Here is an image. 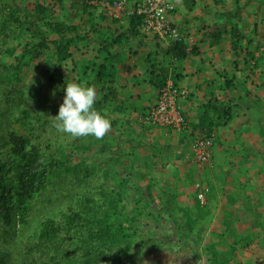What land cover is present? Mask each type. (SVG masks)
Instances as JSON below:
<instances>
[{
	"label": "trees",
	"instance_id": "1",
	"mask_svg": "<svg viewBox=\"0 0 264 264\" xmlns=\"http://www.w3.org/2000/svg\"><path fill=\"white\" fill-rule=\"evenodd\" d=\"M102 1L112 3L115 0H72L69 6L72 15L62 18L55 17L51 12L56 3L63 10L66 9L65 0H53L51 3L36 0L32 11L24 6L23 0H0V264H115L125 257L137 259L149 243L153 247L162 244L155 233L143 236L139 232L142 219L160 222V217L150 208L151 200L144 196L139 187L136 192L131 191L133 185L130 183H134L136 178L135 166L133 163L128 164L126 158L136 151L133 139L130 140L129 150L123 146L121 151V148H116L118 155L114 158V163L108 165L109 170L105 169L103 181L97 185H92L90 177L94 167L87 161H79L60 145L58 152L47 151V145L42 139L48 132L50 123L49 114L45 110L49 96L43 93L46 84L40 83L39 88L28 84L20 86L25 69L30 68L46 51L49 52L46 60L47 77L54 84L63 85V95L66 74L60 70V64L73 59V70L81 73L77 82L93 87L94 83L100 85L101 96L95 107L103 111L114 107L113 112L120 111L122 107L125 109V102L119 105L117 103L124 95L117 81L125 68L123 65L116 66L122 60L121 50L117 49L119 47L131 49L136 45L137 49L133 53L137 54L138 49L146 46L148 39L158 44L162 60L168 61V64L153 62L154 67L149 70L152 74L149 84L158 93L171 78L169 71L173 61L181 62L191 54L200 53L202 44L218 46L226 37L235 56L244 49V62L251 65V61H254L255 68L264 69L262 55L255 54L256 50L264 46V37L261 41H256L240 29L241 5L216 11L219 24L207 27L203 38L195 44L189 41L185 23L181 27L174 22L181 31L182 38L172 40L168 45H161L157 35L142 31L143 17L136 13L113 18L112 21L120 26V31L110 35L101 33L93 39L90 31L97 32L94 11L101 9V18H107L103 14L106 7ZM130 1L135 4L142 2ZM213 1L216 5L226 3V0ZM260 1L264 4V0ZM247 2L251 3L252 0ZM197 3L198 0L184 1L189 11ZM177 10L179 7L176 6L173 13ZM84 14L90 15V18L86 19ZM78 18L80 22H75ZM124 20L126 25L123 24ZM257 26L258 23H254V32ZM90 39L98 43V53L85 63L80 62L75 58V50L81 42H89ZM244 39L249 43L256 41V49L251 50L249 46L243 48L241 42ZM158 54L159 50L149 52L145 57L146 61H153ZM233 64L238 66V58L233 60ZM219 76L222 81L214 74L211 81L205 84L206 102L200 106L197 122L189 128L192 136L212 134L218 126L227 125L236 116L243 114L235 113L238 104L221 100V94L216 92V87L222 90L236 87L237 72L225 69ZM180 77L177 74L174 82L177 83ZM216 81H219V86L215 85ZM201 84L203 83L197 84L198 87L202 88ZM54 100L53 98V102ZM150 106L142 109V122ZM135 111L137 112V108ZM181 112L184 114L183 109ZM185 118L188 121L186 116ZM114 124L118 125V122L114 121L112 125ZM142 126L159 127L144 122ZM260 132L264 135V128ZM74 177L82 183L76 193H72L70 188ZM211 189L213 192L214 189ZM160 190L164 196L165 190ZM132 193L133 198L130 195ZM171 194V197L162 198V203L166 212L175 217L171 205L175 202V192ZM150 198L155 199L151 194ZM250 199L247 196L244 200L247 210L253 209L257 213L256 205ZM208 200H211L210 194L205 204H201L195 197V214L192 213L193 207L179 209L181 220L179 222L177 217L175 219L176 227L181 228L178 236L186 238L196 231L197 226L204 228V219L212 211ZM230 200L235 201L234 198ZM230 215L231 213L223 215L226 225L236 221L233 214L232 219ZM256 224L264 227L259 219ZM197 236L201 239L202 235L198 233ZM247 237L248 240L243 244L250 247L253 235L249 234ZM241 239L244 240L241 236H235L233 250L237 249ZM209 250L212 253L210 264L228 263L226 256L220 255L214 244H210Z\"/></svg>",
	"mask_w": 264,
	"mask_h": 264
},
{
	"label": "rangeland",
	"instance_id": "2",
	"mask_svg": "<svg viewBox=\"0 0 264 264\" xmlns=\"http://www.w3.org/2000/svg\"><path fill=\"white\" fill-rule=\"evenodd\" d=\"M180 1V12L184 14V17H189L186 15L191 13V11L185 8V0H178L177 3ZM199 1V5L192 16L193 18L191 20H183L189 34L188 36H190L189 40L192 42L191 44H195L203 38L204 30H206L207 27H213L219 24L220 20L215 14L216 11L227 8L231 9L236 4L242 6V20L239 22L240 29L243 30L248 37L251 36L256 41H261L264 37V4H261V1L252 0V2L249 3L247 0H226V3H223V5H216L213 0ZM45 2L51 3L53 0H45ZM71 2L72 0H65L66 9L64 10L56 3L53 5L54 8L51 13L54 14L55 17L58 16L62 18L72 15V12L69 10ZM23 4L29 11H32L35 7L36 0H23ZM100 13L101 9H96L94 11L93 18L95 19V23H97V32L90 31V35L93 39L98 37L101 33L110 35L121 29L118 23L112 21V19L103 12L102 13L105 14L107 18L102 19ZM83 16L86 19L90 18L88 14H84ZM75 22H80L79 18L75 19ZM191 22H193L195 26L192 27L190 25ZM256 22L258 26L254 32L253 27ZM123 24L126 25L125 20ZM84 28L85 27H83L82 30ZM86 29H88V27H86ZM256 41L249 43L247 39H244L241 44L243 48L249 46L251 50H255L257 45ZM15 44H17V42ZM219 45L220 46L217 48H214V46H203L202 44L200 47L201 54H191L189 58L194 55L198 60H209V62L215 66L213 74L216 75L219 81H222L219 75L225 69L237 72L238 84L236 87H232L230 90H222L216 87V92L221 94V100H230L231 103L238 104L239 107L235 110V113H243L233 119L234 126H229L227 128L230 139L225 142V149L229 151V153L225 155L226 157H222L219 162L217 161L215 163V161L212 160L211 165L203 166L198 163L194 159L189 147L194 136L190 134L189 128L193 127L196 122L188 120L189 125L187 124L188 127L183 131L185 132L183 138L186 139L188 153L191 152L187 162L188 169L186 175L181 170H175V167H173L172 171H165L167 170L166 164L168 163V158L171 157L170 151L173 149L170 150L167 143L158 144L157 136L155 137L156 140L154 143L149 141V146L143 149L144 152H147L150 151V149L154 150V146L156 147V150L152 151L154 155L150 157L152 154L150 153V156H148L149 159L154 161L152 166L149 163L144 164V162H141L139 159L141 154L138 149V151L136 150L130 156L128 155L126 158L127 163H133L132 165L135 166L134 169L136 174V178L133 180L135 185L133 182L130 183L133 185L131 186V191L136 192V188L139 187L143 191L144 196L151 200L150 208L160 217V222H156L155 219H142L139 224V232L143 236H148L150 232L155 233V237L159 239V242L162 244L153 247V245L149 243L143 248V251L139 253L137 259L130 260L125 257L122 261H116L115 264H134L135 262L137 264H210L209 260L212 255L209 250L210 244L215 245L220 255L226 256V260H228L227 264H264V227H259L256 224V220L259 219L262 225H264V135L260 132L261 128H264V69L263 67L255 68L253 66L254 61H251V65L246 64L243 60L244 49H241V54L235 56L233 47L227 37L223 39ZM97 46L98 43L91 39L89 42H81L79 48L75 50V58L85 63L98 53ZM135 46L136 45H133L131 49H123V47L117 48L121 50L122 60L116 63V66L120 67L123 65L125 67L123 72L125 77L119 78L117 81V85L122 92L126 90L125 87L133 90L137 85L148 88L149 85H151L149 84V79L152 78V74L149 70L154 67L153 62L160 64L164 62L168 64V61L162 60L161 49L158 44L155 43L150 50H159V54L154 57L155 59H153V61H146V66L143 64H141V66L136 64V67L130 66L133 64V60L138 61L139 57L143 61L146 60L145 57L147 55L145 50L138 49L139 52L137 54L133 53V51L137 49V46ZM48 53L49 52L46 51L40 58L33 62L30 68L25 69L23 75L24 80L20 86L22 87L24 84H28L31 87L34 86L35 88H39L40 83L46 84L43 93L49 96L45 110L49 114L50 123L48 124V132L43 135L42 139L44 144L47 145V151L55 153L58 152L59 145L65 147L76 159L79 161L85 160L89 165L94 167L90 177L92 185L100 184L103 181L105 169L109 170L108 165L114 163L113 160L118 155L116 148H121V151L126 147L125 142L122 144L124 146V148H122L120 143L123 140L120 139L118 131L109 130L102 139H96L93 136L73 138L69 134L59 132L53 127L52 117L58 113L64 95L63 85H59L58 83L54 84L49 81L47 77L48 62L46 60L48 58ZM255 54L256 56L262 55L264 59V46L256 50ZM235 58L239 60L237 67L233 64ZM173 62L174 63L170 65L169 72L170 77L174 79L177 76L176 68H179L180 62ZM73 66V59H69L67 62L60 64V70L66 74V82H77L78 78L81 76L80 71L73 70ZM214 70H216V72H214ZM137 72L138 75L136 74ZM141 73L145 74V79L147 81H144L142 78L140 79L142 82L131 81L134 80V75L139 76ZM121 81L122 83L120 84ZM219 81H216L215 85L219 86ZM132 84L133 86H131ZM94 88L96 89L98 99L101 96L100 85L94 83ZM148 90L149 89L146 91L148 92ZM53 98L55 99L54 102ZM100 111L109 118L106 114V110ZM186 117L187 119L190 118L189 115ZM195 133L197 134V130ZM168 134H172V131H169ZM132 135L135 140L136 132ZM158 145L164 147L160 149L157 147ZM161 158L167 159L164 161L166 163L165 165L162 164ZM227 160H229V163ZM123 172L126 173L125 171ZM171 174L175 175L174 178L167 179L166 177ZM186 186L190 188L192 194L188 202L182 195V192L186 190ZM81 187L82 183L79 182L78 178L74 177L70 184L72 193H76ZM211 187L214 189L213 192L211 191ZM160 189L165 190L164 196H162ZM200 191L206 192L207 198L210 194L211 200L210 202L208 200V202L211 204L212 201L214 205H211V215L207 219H204L206 220V227L204 226V228H201L197 226L196 231L190 236L186 238L180 237L177 233L181 228H177L175 225V219L178 218L180 222L182 217L179 209L181 207H193L195 205V197L198 198V193ZM173 192H175V202L171 203V205L174 208L175 217L166 212L162 203V198L171 197V193ZM150 194L155 197L154 200L150 198ZM130 195L133 198V193ZM240 195L243 201L240 199L237 200ZM247 196H250L251 203L256 205V210L259 212H257L258 214L254 213L253 209L247 210V203L244 202ZM230 198H234L235 201L230 200ZM184 201L187 203L185 204ZM192 209L194 210L192 213L195 214L196 208L193 207ZM227 212L231 213V219L233 214L236 220L230 225L225 224V218L223 216L228 214ZM198 233L202 235L201 239L198 238ZM249 234L253 235V242L250 247H246L243 243L248 240L247 236ZM235 236L238 238L241 236L244 240L241 239L240 243L237 244V249L233 250L232 247L234 245Z\"/></svg>",
	"mask_w": 264,
	"mask_h": 264
},
{
	"label": "crops",
	"instance_id": "3",
	"mask_svg": "<svg viewBox=\"0 0 264 264\" xmlns=\"http://www.w3.org/2000/svg\"><path fill=\"white\" fill-rule=\"evenodd\" d=\"M177 4V7L180 6L181 1L177 3L178 0H174ZM200 1L198 0V3ZM196 4L195 8L193 10H191V13H189L186 16L189 17H184L183 13L180 12L181 10H177L175 13L172 14V19L173 21L177 24H179V26L184 27V23L183 20L184 19H192L193 15H194V11L197 8V6L199 4ZM186 8V7H185ZM187 9V8H186ZM188 10V9H187ZM186 10V11H187ZM189 11V10H188ZM194 23L191 22V26H195L193 25ZM190 41V40H189ZM155 44V42L151 41L150 39H148L147 43L145 44L146 46H144V48H141L142 50L146 51V55L151 52V48L152 45ZM220 46V45H218ZM218 46H214V48L218 47ZM201 54V52L199 53ZM136 64L139 66H141V64L146 66V60L143 61L140 59L139 60H133V64L130 66H135ZM215 68V66H213V64H211L209 62V60L204 61L202 59L198 60L194 55H192L190 58L188 57L186 60L181 61L179 63V68L177 69V74L181 75V77L179 79H177V83L176 85L178 86L179 90H180V95H179V104L180 107L182 106V109L184 111L185 116L189 115V119L188 120H192L197 122L198 117L200 115L199 113V109L200 106L206 102V86L205 84H208L211 81V78H213L214 74H213V69ZM135 71V70H133ZM124 68L122 69V72L120 74V78L125 77L124 75ZM214 72H216V70H214ZM138 75V72L136 73ZM145 79L146 76L144 73H141V75L139 76H135L134 75V80H131L133 82L138 81L140 79ZM127 82V81H125ZM122 83V81L120 82V84ZM201 84L202 88L198 87L197 84ZM152 85V84H151ZM149 85V87H144L141 85L138 86L133 89L130 90L127 87L126 90L122 93V98L120 100H118V105L124 103V108H121L120 111L118 112H113L112 110L113 108H108L106 109V114L109 116V118H111V128L110 131H118L119 133V137L121 140H123L120 144H123L125 142L126 145V149H130V140L131 138L133 139V133L136 132V139L134 140V148L137 150H140V157L139 159L141 160V162H144V164L149 163L151 166L153 165V160L149 159L148 156H150V153L152 157V155H154L152 151L156 150V147L152 146L154 148V150L150 149V151L144 152L143 149L147 146H149L151 141L152 143L155 142V137L157 136L158 138V144L159 143H167L169 145V148L171 150V157L168 158V163L166 164L164 161L167 160L165 158H161V162L163 165L166 164V169L165 171H172L173 167H175V170H181L183 171V173L186 175V171H187V162L190 156V153H188L187 150V146H186V139H183V131L185 130H181L178 131L176 129H173L171 127H146V126H142L143 122H142V109L146 108L150 105H152L157 97H158V93H157V89H155V87L152 85ZM133 86V84L131 85ZM147 89L148 92L146 91ZM193 94V95H191ZM127 107V108H126ZM106 108V107H105ZM135 108H137V112L135 111ZM111 109V110H110ZM134 109V110H133ZM133 111H135V115H133ZM117 114V115H114ZM112 116V117H110ZM118 122V125H112L113 122ZM233 119L231 121H229V123L227 125L224 126H218L213 133H215V143L213 145V149H212V160L215 161V163L219 160L222 159V157H226L225 155H227L229 153V151H227L225 149V142L229 141L228 139H230V135L228 134V130L227 128L229 126H234L233 124ZM169 131H172V134H168ZM132 135V136H131ZM169 135V139L168 138ZM169 139V141H168ZM129 140V142H128ZM148 141V142H147ZM123 146V145H121ZM124 147V146H123ZM158 148H163L164 146L158 145ZM166 147V146H165ZM190 147V146H189ZM137 150V151H138ZM155 160V159H154ZM229 163V160H227ZM175 175L171 174L170 176H167V179H173ZM173 181V180H172ZM185 192H182V195L186 198V201H189V198L192 197L191 194V190L190 188L186 186L185 188ZM181 190V188H180ZM239 195V194H238ZM242 200L241 199V195L238 196L237 200ZM236 200V201H237ZM206 201H207V197H206ZM187 202L184 201V203L186 204ZM211 205H213L212 201H211ZM208 218V217H207ZM206 218V219H207Z\"/></svg>",
	"mask_w": 264,
	"mask_h": 264
},
{
	"label": "built area",
	"instance_id": "4",
	"mask_svg": "<svg viewBox=\"0 0 264 264\" xmlns=\"http://www.w3.org/2000/svg\"><path fill=\"white\" fill-rule=\"evenodd\" d=\"M105 14L113 18H123L126 15L137 14L143 17L142 31L146 34L157 35L162 44L168 45L172 40H180L182 33L174 25L172 13L177 4L174 0H142L133 3L130 0L103 1ZM179 88L172 80L159 90L157 100L150 106L143 122L150 126L171 127L183 130L187 126L185 116L181 112L178 98ZM215 135L197 134L193 137L190 150L194 159L203 166L212 164V146ZM199 186V184H198ZM198 199L206 203V192L200 191Z\"/></svg>",
	"mask_w": 264,
	"mask_h": 264
},
{
	"label": "clouds",
	"instance_id": "5",
	"mask_svg": "<svg viewBox=\"0 0 264 264\" xmlns=\"http://www.w3.org/2000/svg\"><path fill=\"white\" fill-rule=\"evenodd\" d=\"M168 80L174 82L173 78ZM174 84L176 85L175 82ZM64 92L65 95L58 113L52 117L53 127L73 138L88 136H93L96 139L104 138L111 128V120L95 107L96 89L85 83L68 81L65 82Z\"/></svg>",
	"mask_w": 264,
	"mask_h": 264
}]
</instances>
